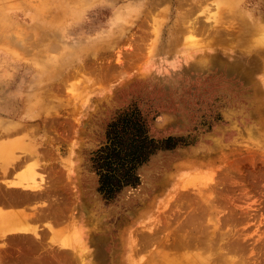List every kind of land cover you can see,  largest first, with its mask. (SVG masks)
I'll list each match as a JSON object with an SVG mask.
<instances>
[{
    "label": "rangeland",
    "instance_id": "rangeland-1",
    "mask_svg": "<svg viewBox=\"0 0 264 264\" xmlns=\"http://www.w3.org/2000/svg\"><path fill=\"white\" fill-rule=\"evenodd\" d=\"M263 37L264 0H0V264H264ZM130 104L186 145L106 201L90 158ZM72 149L79 200L24 194Z\"/></svg>",
    "mask_w": 264,
    "mask_h": 264
},
{
    "label": "trees",
    "instance_id": "trees-1",
    "mask_svg": "<svg viewBox=\"0 0 264 264\" xmlns=\"http://www.w3.org/2000/svg\"><path fill=\"white\" fill-rule=\"evenodd\" d=\"M156 115L130 104L116 112L106 125L103 139L90 158L98 177V192L112 201L123 189L140 184L139 169L161 150L186 145L183 137L158 138L152 127Z\"/></svg>",
    "mask_w": 264,
    "mask_h": 264
},
{
    "label": "crops",
    "instance_id": "crops-1",
    "mask_svg": "<svg viewBox=\"0 0 264 264\" xmlns=\"http://www.w3.org/2000/svg\"><path fill=\"white\" fill-rule=\"evenodd\" d=\"M1 152L2 151L0 149V153ZM67 152L68 153L66 154V157H64L63 162L59 161L58 164H54V172H53L52 168H49V170H48L49 174L48 175L50 176V179L52 180V181L50 180V182H48V184L50 183V186H46V188H44V190H34V191L24 190L23 191L24 194H28L31 197L30 199H32L33 201L53 200L54 197L51 194V193H53V190L56 189L57 191H59V189H58L59 187H61V189L64 190L63 187L66 185L70 190L72 198H75L76 201H77V199L79 200V197L77 195L82 192L81 177L85 173L84 167H83V163L78 161L75 157L76 150L72 149V150H68ZM41 158H42L41 155L38 156L39 160ZM17 165L19 166V164H17ZM5 166L6 165L3 163V161H0V169L2 172L6 170ZM21 170H22V167L20 168V171ZM51 172H53V174L54 173L57 174V176L53 177V175H51ZM59 175H61L62 177L61 176L58 177ZM80 206H81V203L78 202V207H80ZM79 222H77V223L79 224ZM73 235L76 237V241L77 240H80V241L84 240V238L82 237L83 232L81 231V228L73 229ZM96 238H98V236H96ZM85 239H87V238H85Z\"/></svg>",
    "mask_w": 264,
    "mask_h": 264
},
{
    "label": "bare ground",
    "instance_id": "bare-ground-1",
    "mask_svg": "<svg viewBox=\"0 0 264 264\" xmlns=\"http://www.w3.org/2000/svg\"><path fill=\"white\" fill-rule=\"evenodd\" d=\"M20 13H21V12H20ZM16 19H17V18H16ZM261 37H262V36H261ZM260 41H261V43L264 44V37H263V38H260ZM197 69H198V68H197ZM14 142H15V141H14ZM1 147H2V146H1ZM1 147H0V148H1ZM0 154H1L0 156H3V153H2V152H1ZM5 156H8V155H7V153L5 154V152H4V157H5ZM1 158H3V157H1ZM27 169H28V168H27ZM39 185H40V184H39ZM39 187H40V186H39ZM34 198H35V197H34ZM4 205H5V204H4ZM9 206H10V205H9ZM142 243H143V242H142ZM140 245H141V244H140Z\"/></svg>",
    "mask_w": 264,
    "mask_h": 264
}]
</instances>
